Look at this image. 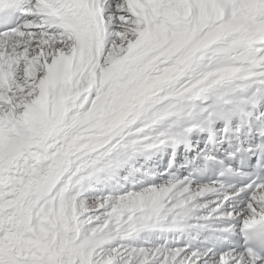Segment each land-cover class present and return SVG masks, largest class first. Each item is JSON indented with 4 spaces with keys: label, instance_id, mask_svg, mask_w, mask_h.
I'll use <instances>...</instances> for the list:
<instances>
[{
    "label": "snow or ice",
    "instance_id": "1",
    "mask_svg": "<svg viewBox=\"0 0 264 264\" xmlns=\"http://www.w3.org/2000/svg\"><path fill=\"white\" fill-rule=\"evenodd\" d=\"M0 264H264V0H0Z\"/></svg>",
    "mask_w": 264,
    "mask_h": 264
}]
</instances>
